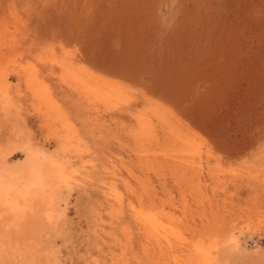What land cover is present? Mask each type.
<instances>
[{
    "label": "rangeland",
    "instance_id": "obj_1",
    "mask_svg": "<svg viewBox=\"0 0 264 264\" xmlns=\"http://www.w3.org/2000/svg\"><path fill=\"white\" fill-rule=\"evenodd\" d=\"M4 25L25 45L3 66V175L31 151L70 178L29 229L37 256L4 261L179 262L181 246L144 251L135 208L221 264H264V0H0Z\"/></svg>",
    "mask_w": 264,
    "mask_h": 264
},
{
    "label": "bare ground",
    "instance_id": "obj_2",
    "mask_svg": "<svg viewBox=\"0 0 264 264\" xmlns=\"http://www.w3.org/2000/svg\"><path fill=\"white\" fill-rule=\"evenodd\" d=\"M4 26L5 27H2L0 29V50L2 47H4V49L6 50L5 52L6 55H4L6 61L3 62L0 59V86H5L6 81H7L6 75L3 73L4 64H7L6 62H10V61L15 62L16 58H13V54L14 53L17 54L20 51V49L25 45L24 32L21 37V32L19 31L20 29L19 30L15 29L16 27L12 28V26H6V25ZM24 49H26V47ZM43 87L44 85L42 86L41 91H43V89L46 90L45 87L44 88ZM48 91H45L46 94ZM42 96L44 95L42 94ZM47 97H49V99ZM47 97L46 98L49 102V106H51L53 103V100L50 99V95ZM52 108L53 107L51 108L48 107V109H52ZM189 150L190 149H188V151ZM190 151H192V153L184 152L187 157V163L184 161L186 166L183 165L184 162H181L182 164H178L179 163L178 162L177 166L179 170H182L181 177L183 178H184V175L185 177H187V175H193L194 173L197 175L196 181L189 180L188 183L189 185L191 184L189 188H191L192 191L198 189V192H199V190L202 188L201 187L202 180H200L199 179L200 177H198V174L200 172H197L200 169V164L198 162L195 163L194 162L195 159H193L197 157L196 155H199V153H198V150L196 151L190 150ZM26 154L28 158L30 159V162H29L30 164L27 167L28 171L26 175H24V173L20 174L19 172L16 171L18 174L17 173L12 174L11 172V174H8V176H4L3 175V172L5 171L4 167L1 169L2 165H0V169H1L0 173H2L0 174V256L2 253L7 254V255L2 254V256L0 257V264H10L11 260L13 259H16V258L22 259V257L24 258V256L29 254V253L27 254L26 252L27 250H30V248L31 249L33 248V251L31 252L35 253V251L37 250L39 241H38V238L35 236L34 230L33 231L29 230L30 227L33 225L32 223L34 221H39V220H43V222L50 223L52 219L54 218L53 217L55 215L54 212L57 209L58 200L60 199V191H61L62 186L70 185V178L67 177L63 171L59 170L57 161H56L57 163H54L52 162L53 160L49 161L47 157L46 158L43 157L42 159H40L41 160L40 163H35L36 161L30 158L31 156H33L31 155V151H28V153ZM25 163L27 164V162ZM23 169L24 168L22 167V170ZM27 169H25V171ZM140 208L141 210H143L142 207ZM152 211H153V208H152ZM160 211H155L154 212L155 215H154L153 213L150 214V213H146L143 211H137L135 208L132 209L131 216H132V219L134 220V224L137 227V231L141 233L140 236L142 238L143 245L141 243L140 244L141 246L144 247V251L146 253L151 252V251L153 252L154 251H159V252L174 251V250L176 251L178 249H181L179 248L181 246L183 247V249H185L183 251L181 249V253H185V254H183V258L180 260L182 263L179 261L175 264H221L220 259L217 256H213V254L207 255L205 253H201L195 246L192 245V247H189L185 240L182 241L184 246L182 244L177 243L178 241H175L176 237H174V239L171 237L172 232H174V230L171 231V229L168 226H165L162 224L161 219H158L160 216L162 217V214H163V213L161 214L162 211L161 212ZM156 215L159 217L156 218ZM35 226L37 227V225ZM31 229H34V228L32 227ZM126 229H125L126 231L129 230L128 228ZM173 229L175 228L173 227ZM235 239L237 238L232 237V241H233L232 244L235 245L233 246L236 249H239L240 245L238 242H236ZM37 251H40V249L38 248ZM35 254L37 256V253ZM6 258L7 260L8 259H11V260L4 261ZM25 258H29V257H25ZM31 258L35 259L33 257ZM27 261L28 260L26 259V262ZM30 261L32 260L30 259ZM15 263L17 262L15 261Z\"/></svg>",
    "mask_w": 264,
    "mask_h": 264
}]
</instances>
